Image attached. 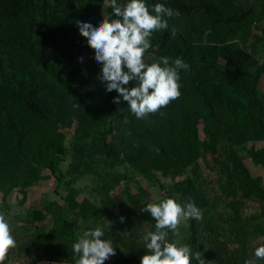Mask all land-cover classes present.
I'll return each mask as SVG.
<instances>
[{
  "label": "rangeland",
  "instance_id": "rangeland-1",
  "mask_svg": "<svg viewBox=\"0 0 264 264\" xmlns=\"http://www.w3.org/2000/svg\"><path fill=\"white\" fill-rule=\"evenodd\" d=\"M211 1L221 19L201 9L180 13L171 8L175 15L165 17L169 28L152 33L146 63L167 56L170 63L181 58L195 67L180 70V97L143 119L121 105L122 97L113 103L118 93L105 91L94 52L70 53L81 74L74 84L62 62L52 65L51 74L39 66L33 21L21 16L9 20L18 46L8 41L2 61L42 75L46 87L38 97L53 121H38L27 104L16 100L10 113L24 131L22 138L18 142L0 131V213L16 240L7 260H73L77 237L100 226L116 251L105 263L133 264L146 252L143 235L155 231L154 219L141 208L167 198L164 190L181 204L191 198L202 211L201 221L192 219L195 243L190 242L189 221L168 238L188 244L193 253L200 251L207 262L234 264L245 244L264 235V113L221 75L234 70L223 50L245 51V79L259 74L256 95L264 103V0ZM145 2L150 12L156 3L169 7L163 0ZM48 3L49 10L56 9L55 0ZM92 4V19L99 24L109 16V0ZM231 15L240 18L233 23L226 19ZM57 33L67 38L73 32L63 25ZM196 84L209 108L203 99L184 93ZM48 160L54 173L45 166Z\"/></svg>",
  "mask_w": 264,
  "mask_h": 264
},
{
  "label": "clouds",
  "instance_id": "clouds-1",
  "mask_svg": "<svg viewBox=\"0 0 264 264\" xmlns=\"http://www.w3.org/2000/svg\"><path fill=\"white\" fill-rule=\"evenodd\" d=\"M108 6L116 18L104 15L96 26L78 21L77 27L101 65L98 78L106 85L105 91L118 93L113 103L119 104L122 97L131 113L137 119H143L180 97V70L187 71L190 67L181 58L170 63V58L163 56L150 64L144 59L145 52L151 47L152 33L167 30L169 23L165 17H173L175 13L162 3H156L150 12L145 0H127L123 5L117 0H109ZM209 34L210 30L205 33V38ZM171 35L176 36L175 28ZM80 59L82 61L83 57ZM133 81L134 86L126 87ZM155 151L159 152V149ZM141 211L150 213L155 221V231L143 235L146 252L140 257V264H192L193 259L197 264H207L200 251L193 253L188 244L168 238L169 232L178 235L182 222L203 219L202 211L191 198L183 205L174 198H159L147 203ZM124 219L120 217L121 222ZM104 236L100 226L83 231L72 245L73 264H104L115 256L112 241ZM15 247L9 221L4 213H0V264H4L10 249ZM253 247L252 256L244 264L264 261V242Z\"/></svg>",
  "mask_w": 264,
  "mask_h": 264
},
{
  "label": "trees",
  "instance_id": "trees-1",
  "mask_svg": "<svg viewBox=\"0 0 264 264\" xmlns=\"http://www.w3.org/2000/svg\"><path fill=\"white\" fill-rule=\"evenodd\" d=\"M56 9L49 10L48 0H0V131L4 130L17 137L19 142L24 131L20 129V125L16 124L10 113L11 104L16 100L23 101L29 106V112L38 121L51 120L52 114L49 112L42 100L38 97L40 91L46 87V80L42 78L41 74L33 71H21L14 64L6 66L2 61L5 54L2 47L14 43V32L12 26L9 24L10 19L17 17H24L34 22L37 30L38 39V58L39 66L43 71L50 73L52 65L57 62H62L63 67L67 68V74L76 82L81 81L80 68H76L75 59L70 53L76 55L88 52H94L87 44L86 38L80 35L77 27L78 21L96 24L92 19V0H84V4H74L73 0H55ZM118 2V0H117ZM170 8L177 12L188 13L192 10L201 9L209 15H218L221 19L222 14L215 8V4L211 0H197V2L184 3L182 0H163ZM107 13L111 18L112 9L107 6ZM240 18L238 16H228L226 19L230 22H235ZM63 25H69L72 30V38L68 36L63 38L57 33L58 29ZM5 35L9 39L5 40ZM30 40V38H28ZM67 55L65 60H61V56ZM224 57L227 61L234 65V70L225 69L221 72L224 77V83L230 85L232 89L240 90L246 96L251 106L261 110L264 113V103H260L256 95V86L259 80V74L255 75L250 80L245 79V72L241 67L247 58V53L243 50H233L226 48L223 50ZM198 59V58H197ZM194 63H199L195 60ZM191 67L195 65L188 64ZM183 91L180 89V92ZM184 93L195 95L205 102L209 108L210 104L206 94L199 87V84L189 85ZM54 98H59L54 96ZM58 100V99H56ZM122 106H127V102L123 101ZM102 150L105 155H108L107 144L104 139H101ZM51 173H54V163L48 160L45 164ZM55 178V177H54ZM162 187L161 185H159ZM167 198L170 197L168 192L164 190ZM171 198V197H170ZM183 205V204H182ZM190 226V242L195 243L194 238V224L193 220H189ZM199 245L197 248L199 249ZM66 259V258H64ZM69 259V258H67ZM73 261L72 259H69Z\"/></svg>",
  "mask_w": 264,
  "mask_h": 264
},
{
  "label": "crops",
  "instance_id": "crops-1",
  "mask_svg": "<svg viewBox=\"0 0 264 264\" xmlns=\"http://www.w3.org/2000/svg\"><path fill=\"white\" fill-rule=\"evenodd\" d=\"M260 242H264V235L259 236L258 238L252 240L251 242H248L245 244L246 246L244 247L243 251L240 252V254L237 256V260L234 262V264H244V261L248 259L249 257L252 256L254 252V247L253 245L256 244L257 246L259 245ZM205 259V257H204ZM206 260V259H205ZM4 264H73V261L68 260V259H53V258H38V259H6ZM104 264H116V263H111L107 262ZM117 264H125V263H118ZM133 264H140V260H136L135 263ZM192 264H197V262L192 261ZM207 264H217L212 261L207 262ZM219 264V263H218ZM258 264H264V261H259Z\"/></svg>",
  "mask_w": 264,
  "mask_h": 264
}]
</instances>
